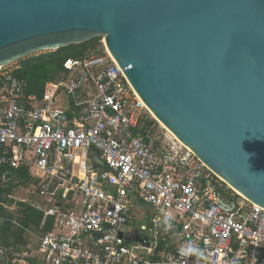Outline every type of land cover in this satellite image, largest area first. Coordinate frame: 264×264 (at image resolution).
I'll list each match as a JSON object with an SVG mask.
<instances>
[{"label":"built area","instance_id":"obj_1","mask_svg":"<svg viewBox=\"0 0 264 264\" xmlns=\"http://www.w3.org/2000/svg\"><path fill=\"white\" fill-rule=\"evenodd\" d=\"M102 43L67 58L68 78L42 97L26 93L17 67H0V176L26 168L38 182L23 201L56 223L35 253L0 245V262L264 264V207L167 128L141 131L153 114ZM78 150L98 151L105 167L91 171L86 155L85 175H76ZM60 191L64 205H50ZM133 223L137 239L125 228ZM189 244L203 255L182 254Z\"/></svg>","mask_w":264,"mask_h":264},{"label":"water","instance_id":"obj_2","mask_svg":"<svg viewBox=\"0 0 264 264\" xmlns=\"http://www.w3.org/2000/svg\"><path fill=\"white\" fill-rule=\"evenodd\" d=\"M98 36L155 118L264 207V0H0V67Z\"/></svg>","mask_w":264,"mask_h":264},{"label":"trees","instance_id":"obj_3","mask_svg":"<svg viewBox=\"0 0 264 264\" xmlns=\"http://www.w3.org/2000/svg\"><path fill=\"white\" fill-rule=\"evenodd\" d=\"M102 39L103 37L98 36L58 50L28 55L17 61L18 67L14 69L13 75L24 83L27 94L42 97L50 83L68 78V72L64 68L67 58H80L101 50ZM157 126V122L147 116L141 131L146 134L147 129L153 127L154 131ZM96 164L94 159H91L90 163L88 162L89 169L98 170ZM5 172V179L0 176V245L8 248L12 254L31 253L33 247L38 246L39 237L56 228L55 218L46 217L44 211L23 201L28 194L27 188L38 182L26 168L7 167ZM17 192L20 195H15ZM49 204L64 205L62 191ZM13 205L14 207H11ZM32 235L38 236L37 240L35 238V244L32 242Z\"/></svg>","mask_w":264,"mask_h":264},{"label":"rangeland","instance_id":"obj_4","mask_svg":"<svg viewBox=\"0 0 264 264\" xmlns=\"http://www.w3.org/2000/svg\"><path fill=\"white\" fill-rule=\"evenodd\" d=\"M104 39H102V41H103ZM18 66V63L17 62H14V63H12V64H10L9 65V68L10 69H13V68H15V67H17ZM156 122H157V129H162V125H161V123L155 118V116L153 115V116H151ZM78 153L79 154H83V151L82 150H78ZM80 169H81V166L80 165H78V164H74V173L76 174V175H78V174H80ZM15 195H20L18 192L17 193H15ZM20 197V196H19ZM12 207H14V205L12 206ZM11 209H13V208H11ZM125 228H127L128 230H132V237L133 238H135V239H137V234H136V231H135V229H136V225L133 223V224H130V225H128V226H126ZM65 231H68V229H65ZM35 238H36V240H37V237H35V235H32V242H33V244H35V242H36V240H35ZM32 243H31V245H33ZM33 253H35L36 252V248L35 247H33V251H32Z\"/></svg>","mask_w":264,"mask_h":264},{"label":"crops","instance_id":"obj_5","mask_svg":"<svg viewBox=\"0 0 264 264\" xmlns=\"http://www.w3.org/2000/svg\"><path fill=\"white\" fill-rule=\"evenodd\" d=\"M18 67V66H17ZM86 152V151H85ZM89 152V153H88ZM88 152H86V154L85 155H87L88 157H87V161L90 163V161H91V159H94V161L97 163L96 165V169H103L104 167H105V164L103 163V162H100V161H98L97 159H96V154H97V151L96 150H90V151H88ZM88 153V154H87ZM101 159V158H100ZM81 166V165H80ZM82 170H84L83 169V167L81 166V169H80V173L82 172ZM34 190V189H33ZM33 199H37L38 200V198H37V194L36 193H34V191H33ZM12 207V206H11ZM36 237H38V236H36Z\"/></svg>","mask_w":264,"mask_h":264},{"label":"clouds","instance_id":"obj_6","mask_svg":"<svg viewBox=\"0 0 264 264\" xmlns=\"http://www.w3.org/2000/svg\"><path fill=\"white\" fill-rule=\"evenodd\" d=\"M165 225L170 228L171 227V223H170V218L169 217H165V221H164ZM188 252L189 254H194L197 256L203 255V250L199 249V248H195L194 246H192L191 244H189L187 246V248L181 249V253H185Z\"/></svg>","mask_w":264,"mask_h":264},{"label":"bare ground","instance_id":"obj_7","mask_svg":"<svg viewBox=\"0 0 264 264\" xmlns=\"http://www.w3.org/2000/svg\"><path fill=\"white\" fill-rule=\"evenodd\" d=\"M161 123V122H160ZM162 127L167 128L164 124H162ZM86 152L83 151V154H77V158L75 161V164L81 165L83 167L84 170H82V172L80 174H78V176L83 177L85 175V157H86ZM238 191V190H237ZM239 192V191H238Z\"/></svg>","mask_w":264,"mask_h":264}]
</instances>
